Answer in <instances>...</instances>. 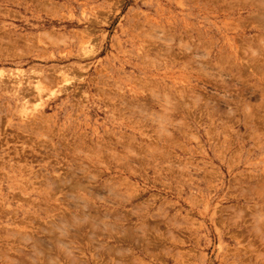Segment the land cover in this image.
I'll return each instance as SVG.
<instances>
[{
	"label": "rangeland",
	"instance_id": "obj_1",
	"mask_svg": "<svg viewBox=\"0 0 264 264\" xmlns=\"http://www.w3.org/2000/svg\"><path fill=\"white\" fill-rule=\"evenodd\" d=\"M0 264H264V0H0Z\"/></svg>",
	"mask_w": 264,
	"mask_h": 264
},
{
	"label": "bare ground",
	"instance_id": "obj_2",
	"mask_svg": "<svg viewBox=\"0 0 264 264\" xmlns=\"http://www.w3.org/2000/svg\"><path fill=\"white\" fill-rule=\"evenodd\" d=\"M60 219V218H59Z\"/></svg>",
	"mask_w": 264,
	"mask_h": 264
}]
</instances>
